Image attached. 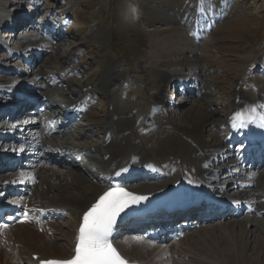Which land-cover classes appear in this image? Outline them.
I'll return each mask as SVG.
<instances>
[{"label": "bare ground", "instance_id": "obj_1", "mask_svg": "<svg viewBox=\"0 0 264 264\" xmlns=\"http://www.w3.org/2000/svg\"><path fill=\"white\" fill-rule=\"evenodd\" d=\"M234 1L217 0L216 5L209 3L211 12H214L211 17L212 22L204 19V17H209L206 14L204 16L199 14V9L207 5L202 2L194 6L192 12H189L185 5L176 8L175 3H172L171 0H159L157 5H153V2L150 3V1L146 3L143 0L142 6L146 10L145 20L149 26L165 24L168 26L165 32L167 31L170 34H179L181 29H186L189 38L192 36V38L200 40L204 38L206 32L209 33L215 19L227 13ZM7 8L8 1H0V28L8 27V22L13 16H20L18 12L13 13ZM157 31L159 34L165 33ZM12 32V30H3L0 34V49L2 48L8 52L6 59L0 58V77L4 75L3 71L11 76L10 78L7 77L8 79L2 77L0 80V117H2L1 106H7L9 107V113H11L10 124L16 123V127L20 126L17 127V130L24 125V114H27L28 111L20 112V109L26 105L24 103L26 99L23 98L21 101H18V99L21 97V87L26 86L33 88H31V97L42 98L51 94L53 97L45 98L47 102L51 101V110L53 109L51 114H48L47 120L54 116H63L66 122L64 126L65 128L68 127L70 119L88 109L82 98L76 97L75 92L68 91L61 82L65 77V82L72 85L71 75H73V72L67 74L70 78L63 74L64 76L58 81L52 79L55 75H49L44 68L29 70L27 66L32 63L31 59L36 57L37 54L48 57L47 62L52 68H56L59 60L57 48L50 43L48 38L38 37L37 33L30 32L29 35L21 37L22 42L20 43L23 50L16 52L6 47L8 44L3 42L1 38L12 37ZM154 32L157 33L155 30ZM207 37H209L208 34ZM105 39V34L99 38L101 41ZM200 41L192 40L191 42L196 44ZM213 53L218 54L219 51L214 49ZM196 56L195 63L191 64L185 58L177 63H174L172 59L169 61L156 59L157 61L154 62L156 64L155 70L163 76L164 83L158 84L160 91L154 101L149 100L147 107L139 103V107L136 108L134 103L126 106L119 104L118 95H114L112 90L122 81L123 73L120 63L105 60L103 66L105 70L103 69L102 72L104 73L101 74H104L106 79L100 81L95 89L112 96L109 100L110 110L106 116L107 121H102L104 123L100 122V125L93 128H85L87 124L77 123L66 129L64 142H58V140L47 141L49 144L48 153L53 148L54 153L52 154L63 160L65 173L68 175L55 170L49 171L43 165L27 174L0 173V190L9 180L19 175H27L34 186L31 193L33 200L39 203L43 209L48 208V214L51 218L56 217L57 219L69 216L68 223L73 228L77 227L76 229L79 228L82 222L84 212L104 192L117 187L135 195L146 197V199L139 202L141 204L145 202L158 204L173 195H190L193 189L211 186L220 193H228L227 197H223L221 200L232 199L251 204L257 207L259 211L264 209V171L255 174L252 178L246 177L243 173L237 174L236 172H240L236 169L239 155L234 150L231 151L237 135H242L246 140L249 138H264V126H261L264 123V113L262 112V105L264 107L263 87H259L257 97L254 96L253 98L245 93H240L239 96L234 97L231 121L225 127L222 126L219 129L210 128L212 118L206 112L205 105L207 103L201 102L202 99L197 96L199 93L210 90L211 88L208 86H201V92H198L196 96L190 94L191 98H194V96L195 98L184 111L185 113L180 121L175 122L170 116H162L165 110L164 105L167 104L164 94L168 82L172 83L171 87L179 86V88H182V95H187L192 91V88L190 85L188 87L186 83L191 81L196 83L209 81L212 83L218 78V76L207 75L205 71L198 67L200 62H206L208 54L203 55L201 53ZM251 56V53H245L243 58L250 59ZM160 58H164V56ZM7 59L16 61L15 66L2 63ZM257 64L264 70V53L258 57ZM259 65L258 67H260ZM174 66H181L188 71V74L169 71V68ZM20 67L22 68L20 69ZM189 73H191V76ZM148 83L146 82L145 85H148ZM60 95L71 102L70 107L62 108V106L66 107L67 104L65 100L60 101L56 97ZM126 96L128 98V94ZM6 98L8 100H5ZM186 104H188V101L183 98L182 103L173 106V114L177 112L178 107ZM250 108H255V113H250ZM56 109L57 111H55ZM241 112L245 114L243 117L245 120H251L252 122L247 123L245 127H233L234 115ZM134 113L136 118H134L135 116L131 117ZM141 118L147 119L148 122H151L150 119L153 120L152 126L146 129L144 133L142 130L145 128L142 125L148 122L140 120ZM34 121L36 125L30 129L25 128L23 133H25L29 143L40 146L43 142L39 141V135L36 136L39 132L38 118H35ZM236 123L239 125V119ZM1 124L2 128H5L4 130L9 129L5 120H2ZM100 130L103 131L104 135L101 143H98L99 146H97L92 137L95 136V131ZM135 130L139 135L134 132ZM207 130L210 131V141L204 139ZM45 132L49 133L50 130H45ZM88 133H91L92 136H89ZM229 134L232 136L231 139ZM69 138L83 142V144L76 146ZM85 142L88 144H85ZM4 143L6 141L2 145ZM97 150L103 152L100 157L95 158L92 156L95 166L93 170L87 169L83 163L76 159L72 161L59 155L61 152L63 154L70 152L75 156L77 155L78 158L80 154L85 155V151H89L92 155ZM222 158L225 169L234 178V182L229 184V187H226L228 184L221 182L226 180H221L218 174L223 163L218 166L216 161ZM0 161L3 162V160ZM127 171L133 177L115 181V184L112 183L115 177H124ZM117 173L120 174L117 175ZM92 174L96 176H92ZM135 174H138V176H134ZM231 177L227 180H230ZM241 183H249L251 186L240 188L238 186ZM232 184H235V186ZM191 212L192 210L187 211L188 214ZM225 222L227 221L220 222L219 226L207 223L210 226L199 227L194 231L196 233L194 235L193 232L187 233L182 240L170 247L148 244V242L138 238H121L114 240V243L127 258L144 264H264V261H262L264 259V236L261 234V230H264V215L262 217L257 215L252 217L243 216L240 219L231 220L230 224L236 225L238 228L226 229ZM247 226L249 227L247 228ZM251 227L255 228L254 232L258 235L253 245H248L247 236L252 232L253 228ZM218 231L219 236L215 241L218 249H216L211 240ZM67 233L64 224L55 222L44 225L25 222L8 228L0 234V264H34L35 261L43 259L68 258L71 255L72 245H74L76 238L67 235ZM183 244L188 245V249L182 247ZM250 248L252 254L248 251ZM236 249L239 250L236 251Z\"/></svg>", "mask_w": 264, "mask_h": 264}, {"label": "rangeland", "instance_id": "obj_2", "mask_svg": "<svg viewBox=\"0 0 264 264\" xmlns=\"http://www.w3.org/2000/svg\"><path fill=\"white\" fill-rule=\"evenodd\" d=\"M0 1H8L7 9L13 13H30L32 10H29L28 8L33 9L36 7L39 14L37 16L39 21L38 26L41 25V18H45L50 12L52 15L57 13L53 8H56L55 10L61 9L64 14H66V22L68 25L64 28L65 31L63 30L60 32L62 39L56 41V44H53V46L57 48V55L59 57L57 67L52 68L47 62L48 57H45L44 61L40 64L34 62L31 66H28V69L36 68L40 70L44 68L47 70L46 72H48V74H55L58 76H61V73L64 72L65 69H68V71H74L72 85L66 82L68 86H65L68 91L71 90L72 92H75L77 97H82L83 101L89 108L88 112L83 115L85 117H83V119L81 118L83 124H87L85 128H93L107 121L106 116L110 110L109 100L112 96H108V94L95 89L100 81L106 79V76L101 73H104L102 72L103 69L105 70L103 66L107 59L110 60V62L118 61L123 73L121 78L122 81L112 90L113 94L118 95V102L120 105L126 106L134 103V107L136 108L139 107V103H142L147 107V105H149V100L154 101V98L160 91L158 84L164 83L163 76L155 70L156 64L154 62L157 61L156 59L164 61L172 59L174 63H177L185 58V60L191 64L195 63L197 58L196 55L201 53L203 55L208 54L206 62H200L198 67L201 68L202 71H205L207 75H212L213 77L218 76V78L212 83L209 81L200 82L201 84L197 82L199 83L198 85L194 84V81L188 83L191 87L195 88V90H198V87L201 90L203 86L211 88L206 92H202L201 95L198 96L202 99L201 102L207 103L205 105L206 112H208L212 118L211 129H219L222 126L225 127V124L231 121L230 115L231 110L233 109L234 97L239 96L240 93H245L254 98V96H258L259 87L264 88V70L259 64H257L258 57L264 53V0H235L230 5L226 14H222L215 19V22L210 27L211 29L209 28V33H205L204 40L200 39L202 40L200 41L194 39L190 34L192 40L200 41L196 44H192V40L189 38L186 29H184L185 31L181 29L179 34H170L167 31L165 32L168 28L165 24L149 26L145 20L146 10L144 6H142L143 0ZM149 1L150 3L153 2V5L159 3V0ZM149 1L144 0L146 3H149ZM171 1L172 3H175L176 8L185 5L187 10L189 9V12H192L193 7L199 2H202L203 4L206 3L207 5L202 6L203 8L201 7L199 9V14L201 16L206 14L209 17H204V19L212 22L211 17L214 12H211L208 4L213 3V5H216L217 0ZM152 29L157 33H155L154 30L152 31ZM157 30L165 33L159 34ZM22 31H25L22 27H16L13 30L16 37L8 38L3 41L8 44L6 47H9L16 52H21L23 50V47L20 44V42H22L21 37L27 36V33H22ZM104 34L106 35V39L103 41L99 40ZM207 34L209 37H207ZM210 39H212V41H210ZM1 49L0 58L6 59L5 57L8 56V52L7 50ZM214 49H217L219 53H213ZM245 53L252 54L250 59L243 58ZM161 56H164V58H160ZM3 62L5 64H10L11 66H15L16 64V61H9L8 59L2 61V63ZM258 65L260 67H258ZM21 68L22 67H20V69ZM169 69L171 72L179 71L188 74V71L181 66H174ZM3 74L2 77L5 79L11 77L10 75H7V72L5 71H3ZM189 74L191 76V73ZM2 77H0V80ZM146 82H149L148 85H145ZM188 83L186 84L188 85ZM171 85V82L166 84L164 98L167 104L164 105V102L163 105L164 109L168 111L166 112L164 110V115L162 116H170L175 122H178L183 118L184 111L189 107L191 101L193 102L197 93L201 91L198 90V92L194 93L191 89L192 91L187 95H181L179 86L171 87ZM25 93L31 94V89L22 86L20 89V95ZM126 94H128V98ZM190 94L195 95L194 98H191ZM58 98L62 99L60 97ZM183 98L188 101V104L178 107L177 112L173 114V106L182 103ZM5 100H8V98ZM21 100H23V98L20 97L18 101ZM171 111L172 113L168 114ZM262 112L264 113V111ZM131 117L136 118V114H132ZM140 120L148 122V120L144 118H141ZM149 121L151 122L145 123L144 125L141 124L143 128H145L142 130L143 133L146 129L152 126L153 120L150 119ZM134 132L139 135L136 130ZM95 133L96 136L93 135L92 138L95 140L96 145L99 146L98 143H101L100 141L102 140L104 133L102 130L99 132L95 131ZM209 134L210 131L208 130L204 134V139L207 141H210ZM89 136H92V134ZM229 138H232L230 134ZM72 140L74 139H71V141ZM73 142L76 145L80 144V141ZM81 144H83V142H81ZM85 144L88 143L85 142ZM100 149L103 150L101 147ZM102 152L97 150L92 156L95 158L98 156L100 157ZM88 160L89 159H87V162L90 163L91 160ZM1 162L2 161H0V163ZM216 162L219 166L222 165L223 161L221 162V159H217ZM223 167L225 168L224 163L220 166V172L218 173L221 180H223L222 178L225 173V171H221V168ZM48 170L51 171L50 169ZM92 176L96 175L92 174ZM225 180L226 181L221 182L226 183L229 186V184H231L229 183L230 181L228 182L227 179ZM231 220L233 219L225 222L226 229H230L231 227L238 228V226L230 224ZM68 221L69 216L58 219L56 223L64 224L65 232H68L67 235H70ZM212 223L213 224H208L219 226V222ZM208 224L205 226H210ZM205 226H200V228ZM248 227L249 226H247V228ZM254 231L255 228H253L252 232L247 236L248 245H253L254 241L257 239L256 236L258 233H255ZM192 234L194 235L196 233L193 232ZM261 234L264 236V230H261ZM218 236L219 231L214 234V237L211 240L216 249H218V247L215 244V241ZM182 247L188 249V245L186 244H183ZM238 250L239 249H236V251ZM251 250V248L248 250L250 254H252ZM262 261H264V259H262Z\"/></svg>", "mask_w": 264, "mask_h": 264}, {"label": "snow or ice", "instance_id": "obj_3", "mask_svg": "<svg viewBox=\"0 0 264 264\" xmlns=\"http://www.w3.org/2000/svg\"><path fill=\"white\" fill-rule=\"evenodd\" d=\"M250 108V113H255ZM244 113H237L233 117V127H245L251 120H245ZM239 119V125L236 121ZM264 126V123L261 124ZM120 173H117L119 175ZM146 199L123 188H110L104 192L92 206L84 212L79 226L74 255L66 260H50L42 264H127L109 237L117 218L130 205L138 204ZM6 225H0V228Z\"/></svg>", "mask_w": 264, "mask_h": 264}]
</instances>
